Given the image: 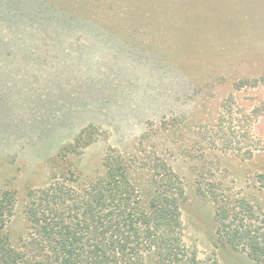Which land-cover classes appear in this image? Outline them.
Segmentation results:
<instances>
[{"label":"rangeland","instance_id":"obj_1","mask_svg":"<svg viewBox=\"0 0 264 264\" xmlns=\"http://www.w3.org/2000/svg\"><path fill=\"white\" fill-rule=\"evenodd\" d=\"M44 3V28L0 23V233L19 264L47 252L30 243L49 211L81 237L107 155L146 209L177 206L174 256L152 246L135 264H264L226 244L216 217L264 170V0H0V20Z\"/></svg>","mask_w":264,"mask_h":264},{"label":"trees","instance_id":"obj_2","mask_svg":"<svg viewBox=\"0 0 264 264\" xmlns=\"http://www.w3.org/2000/svg\"><path fill=\"white\" fill-rule=\"evenodd\" d=\"M47 6L50 5L44 3L37 11L28 14L18 13L17 10L3 11L0 23L27 28L35 22L36 26L44 28L45 23L51 22L54 17L44 14ZM43 15L47 17L39 18ZM78 145L79 143L64 146L63 149L78 148ZM247 156L252 159L254 154L248 152ZM103 162L106 168L104 177L91 183L92 192L82 202L87 205L78 208L81 237L67 227H60L59 222L63 218L58 211H49L48 214L52 216H43L42 224L35 222L38 236L30 243L32 250L43 246L48 247V250L43 252L45 254L41 260L32 264H135V260L141 258L140 255L149 251L152 246L157 248L156 255H159V259L174 256L175 249H178L180 222L173 196L164 195L161 199L163 204L149 211L144 203L142 205L131 195L133 186L127 179V168L121 159H111L107 155ZM256 164L264 166V159L258 158ZM51 165H55L53 161ZM180 194L182 195L181 192ZM237 198L233 200L226 196L225 200L219 201L216 209L218 235L233 249H247L251 257L263 262L264 232H260L261 228L256 223L260 216L263 217L260 224L264 225V170L256 174L254 188L245 190L242 197ZM107 205L113 209L103 213V208ZM233 206L234 209L231 210ZM97 207L103 214L96 210ZM47 211L44 210V213ZM93 214L98 220L91 226V221L88 220ZM256 214L259 216H255ZM53 216L57 223L52 222ZM250 219H255V223L247 224ZM4 220L5 212L0 208V231L4 228ZM137 224L146 233L140 235ZM18 259V255L9 246L8 235L0 233V264H19Z\"/></svg>","mask_w":264,"mask_h":264}]
</instances>
